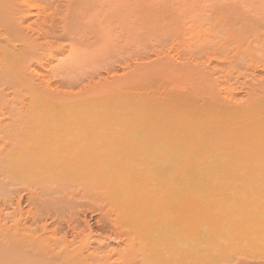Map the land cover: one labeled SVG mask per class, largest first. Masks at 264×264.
Masks as SVG:
<instances>
[{"label":"bare ground","instance_id":"bare-ground-1","mask_svg":"<svg viewBox=\"0 0 264 264\" xmlns=\"http://www.w3.org/2000/svg\"><path fill=\"white\" fill-rule=\"evenodd\" d=\"M33 1V6L37 4V1L39 4L36 6L41 3L47 6L42 7L43 10L36 7L34 12L30 11L28 3ZM96 1L100 6L99 0H0V122L2 119H14L12 122L17 126L19 120H22L19 124H23L24 120V122L29 120L40 122V125L36 122L33 125V129L37 128L38 132L39 130L45 132V134L41 132L42 136L35 134V136L40 135L38 138L31 133L33 129L31 125V127L28 125L31 124L30 122L18 126V128L22 126L21 129L24 130L26 126L27 128L29 126L30 128L26 130L32 134L30 137L36 141L40 140L39 142H42L40 138L46 137V134L49 135L47 136L49 140L53 133L60 136V131L61 137L70 136L68 144L67 138H63L62 142L65 141V144L59 141V146L50 145L49 140V145L44 142V144L33 143L32 140L29 142L35 146L30 147L28 140L31 138L27 131L28 147L24 143L26 141L23 137L26 138V136L22 135L23 133L19 132L23 137L19 136V133L18 135L16 133L17 138L15 137V130L19 131L15 128L16 125L13 127L15 138H12L11 126L5 123L8 127L5 128L1 126L5 125L4 122L0 123V130L3 132L5 129V133L10 130L7 134L15 141L14 143H20L17 147L10 148L9 153L5 154L4 151L6 157L3 161L5 162L7 158L5 166L1 160L3 158L1 154L5 148L2 150L4 145H1L0 162H3V167L12 168L7 164L12 163V154L15 151H22V154H25L23 158L28 157L26 153L28 151H32L34 155L40 154L42 160L43 157L45 159L43 162L39 159L41 162L39 161L38 164L43 163L45 166L44 162H48L49 166L56 170L61 165V168L58 167L60 171L62 166L67 164L72 167V164L80 162L88 163L89 166L93 165L92 158L89 159L87 155L95 154L96 157L97 154L102 155L104 159L100 158V162L95 164L99 168L103 167L105 171L103 173L108 179H99L102 174L100 172H98L100 175L97 174L99 169L95 166L91 168L92 175L94 174L96 178L95 182L98 179L100 182L108 183L109 185L106 184V186L111 187V196L114 199L118 198L117 202L119 199L124 201L125 207L122 209H127V217L133 219L129 221L126 218V221H134L133 224H138V227L143 222L144 225H149L143 234L146 235V243L152 244L151 246L146 244V246L157 250L155 255L157 253L160 257L166 254L165 259L168 256L170 261L167 260V262L170 264L173 262L175 264H208V262L211 264L223 257L238 254L253 257L242 264H264V190H261L264 189V185H261L264 184V20L262 19L264 11L259 14V18H253L249 12L247 13L248 10L229 9L234 4L228 6L226 3L224 9V5L219 2L218 4L222 5L221 9L217 3L215 7L214 3L213 6H209V9L213 8L211 13L208 10L209 15L203 12L206 16L208 15L207 17L205 15L202 17L203 14L199 15L200 18L202 17L198 19L200 24H197L198 20L197 23L196 20H192L195 23L185 25L183 18L187 10H179L180 6L177 4L176 9L177 6L179 9L176 11L175 6L173 8L168 1L157 3L160 0H155V4H151L149 0H134L135 3L133 1L130 3L133 4L132 7L124 11L123 5L124 8H119V10L123 9L122 13H118V16H124L123 19L126 22L125 28L121 27L124 31L119 30L121 34L126 33L127 43H133L131 52L125 50L130 54H126L123 50L128 49L129 46L128 43L125 47L124 39L120 41H124V47L122 46L123 49L120 52L121 54L125 52L127 57L121 55L119 51L120 55H117L116 48V51L110 54L111 56L115 53L113 55L116 57L112 55L111 58L106 48L104 53L107 54L101 53L107 59L102 54L101 57H104V60L101 58V61L99 57H95L98 61L95 58L92 59L96 60L93 62L97 63V66L94 65L95 63L92 64L97 69L91 65L94 68L90 70L91 72L89 68L88 71H80L77 64L89 54L88 50L93 48L91 46H94L92 45L94 40L104 36L111 27V23H114L108 20L113 8L110 13L108 12L109 14L104 11L108 14L107 18L104 13L105 18L99 13L100 19L95 18L99 15L91 16L93 13L90 14L89 6L95 5ZM151 1L154 3L153 0ZM115 2L117 0H114ZM107 5L109 4L105 6ZM116 10L118 8L114 12ZM183 11L184 14H181ZM115 14H111L114 17L113 21H115ZM191 14H195L194 11ZM192 15L189 14L191 19L199 17L196 14V17ZM101 17L104 21L111 23L103 22L104 26L99 22L101 25L98 23L97 26L96 22L100 21ZM91 19L92 22L95 21V24L91 22ZM200 20H204V23L201 24ZM108 24L109 27L106 26ZM112 28L113 26L110 29ZM44 38L47 42L43 41ZM193 39L196 41L192 45L190 41ZM62 40L66 42H60ZM85 49H88L87 52L84 51ZM78 50L81 51V55H84L81 58H78L81 56L77 53ZM65 51H67L65 59L56 58ZM83 52L88 54H82ZM254 55L262 56L259 70L252 67L253 65H250L251 67L245 65ZM246 56H250L249 59ZM238 57L240 58L236 61ZM245 58L248 62L244 61ZM54 59L57 61L53 65L51 61ZM223 60H227L231 65L233 61L234 66L240 61V67L236 66L241 69L243 65L242 69L245 71L234 70L235 66L233 71L231 67L228 73L220 75L222 67L220 65ZM99 65H101L100 68ZM228 68L230 66L223 70ZM61 119H69L74 126L68 122V127L65 128L63 125L62 130L58 129L59 124L56 126L53 122ZM79 119L87 120L86 122L91 125ZM86 126L91 129L87 131ZM80 127L87 133L96 132L98 136L100 134L99 137H105V141L103 139L100 142L102 139L97 138L98 142L96 140L95 143L93 139L89 140L92 138L90 135L93 136L91 133L88 135L89 138L87 137L89 141L81 140L83 143L81 144ZM66 129L70 134H67ZM37 131L35 132L38 133ZM62 131L67 133L63 134ZM56 135L52 139L57 140ZM19 137L23 140V146L27 147H20L22 144L21 141L18 142ZM42 153L44 156L41 155ZM84 153H88L85 158L91 162L87 159L83 160ZM33 154H30L31 157L28 159L32 158ZM39 157L32 158L34 163ZM65 168L62 169L64 173L67 169ZM70 168L67 172H70ZM95 171L96 175H99L98 178ZM10 172L8 175L11 178ZM56 172L60 177V173ZM27 174L26 172L24 176L23 173L22 178ZM42 175L44 176L45 173ZM42 175H39V179ZM51 176L53 177L52 174ZM258 185L262 188L260 189ZM148 195L151 196L153 200L151 202L154 204L147 202L150 201L149 198L147 200ZM162 195L167 196L166 200L162 199ZM142 196L146 198L144 200L148 207L144 204L145 201L140 199ZM140 200L144 201H142L144 205L141 203L138 206ZM16 204L18 206V202ZM144 206L148 209L152 208L150 210L146 208V210ZM0 222L3 223L2 220ZM130 226L132 227V223ZM3 231L5 232L6 229L2 230V234ZM2 236L4 237V234ZM33 236L35 237V234ZM29 241L31 242L32 239ZM24 243H26L25 239ZM23 245L25 247V244ZM0 246L2 248L4 245L0 243ZM4 247L7 248L9 245ZM24 247L22 246V250L16 246L14 250L24 251L26 249ZM5 248L1 250L4 251ZM28 248L30 249L29 246ZM151 249L148 253H152ZM42 251L48 252L47 249H45L46 252L43 249ZM158 251L162 254L158 255ZM27 252L31 254L33 251ZM27 252L25 253L27 258L30 256L35 258L41 250L37 252L38 254L35 253L37 255L33 252L28 256ZM43 252L40 253V258L45 255ZM14 253L16 252L13 250L10 252L13 256L12 259H8L9 262L5 260L7 257L4 258V253L0 260L4 259L7 264H13V261L21 264L25 254L22 256L17 252L22 256L21 259L17 254L13 258ZM6 254L9 255L7 252ZM143 255L149 258L147 252L142 253L141 256ZM155 255L152 253L151 259ZM258 255H261L260 258L263 255V258L254 259V256L258 258ZM39 257L32 261L38 260ZM49 257H47L48 261L44 259V264L54 262L51 259L49 261ZM29 260L31 261L30 258L26 261L31 264ZM240 260H238L239 263ZM35 262L41 263L39 260ZM1 263L4 264L3 261Z\"/></svg>","mask_w":264,"mask_h":264},{"label":"rangeland","instance_id":"rangeland-1","mask_svg":"<svg viewBox=\"0 0 264 264\" xmlns=\"http://www.w3.org/2000/svg\"><path fill=\"white\" fill-rule=\"evenodd\" d=\"M100 2V6L99 5H97L98 3H97V1L95 2V5L93 4H91V6H93V7H91V6H89V9L91 10V11H93V12H91V11H89L90 12V14L91 13H93V14H91V16L92 15H103L102 17L103 18H107L108 17V14L110 13V10L113 8V10H111V13H110V15H109V18H108V20L110 19L111 20V22H114V23H111L110 21H108V22H106V21H104V19L101 17V20H102V22H101V20L99 21V20H97V22H96V24H97V26H98V23L100 22L101 24H103V22L105 23H111V27L113 26V28H115L114 30H113V28L112 29H110L109 28V30H108V28L106 29V31H107V33L105 32V37L104 36H102L103 37V39H102V37L99 39L98 38V40L97 39H95L94 41L95 42H93L92 43V45H94V46H91V47H93V48H91V50L89 51L88 49V52H89V54L87 55L86 54V52H87V50L85 49L84 51H86L85 53L83 52L82 54H86L87 56H84V55H81V51H79L78 50V52L77 53H79L81 56L80 57H78V58H81L82 56H84V60L82 61V62H80L79 64H77L78 66L77 67H80V69L78 68V70H87L88 68V70L90 71L91 69H94V68H92V66L91 65H93L92 63H95V62H93V61H98V59H96V58H100V60H101V58L103 59L104 57H101V52H103L104 53V51H105V49L107 48V50H109V52H107V53H109V55L108 56H110V54L112 53V52H115L116 51V48H117V55H120L121 54V52H122V46L124 47V45L125 44H128L126 41H127V39H125V32L123 33L122 32V34H121V32H120V30H122L121 29V27L123 28L124 27V25H125V21H124V16H118V13L119 14H121L122 12H121V10L123 11V9H120L119 10V8H124L125 7V9H124V11L126 10V8H128V7H132L133 6V4H130L132 1L135 3V1L134 0H117V2H115L114 3V0H99ZM104 1V2H103ZM116 1V0H115ZM120 1L122 2V3H120ZM144 1V0H143ZM154 1V3H152V1L151 0H149L148 2H150L151 4H155V2L157 1H155V0H153ZM165 1H168V3H170L169 5H173V8H174V6H175V10L177 11L178 9H179V6H180V9L179 10H187V12L185 11V15H183V16H185L184 18H183V23L185 24V25H188V24H190V23H197V20L198 19H201L202 17H204V13L203 12H207L208 13V15L211 13L210 11L213 9L212 7L209 9V6H213V4L215 5V7L217 6V4L219 3V4H222V5H224L225 3H226V5H228V6H232L233 4L235 5H233L232 7H229V9L230 8H233L234 10L235 9H238V11H241V10H244V11H247V13L249 12L250 14V16L251 17H253V18H259V14L262 12V11H264V0H160V1H157V3L158 2H165ZM170 1V2H169ZM39 2H41V1H39ZM112 2H113V5H112ZM126 2V3H125ZM147 2V1H146ZM147 2V3H148ZM178 2V3H177ZM229 2H230V5H229ZM37 4H39L38 3V1L36 2ZM173 3V4H172ZM180 3L182 4V5H180ZM217 3V4H216ZM228 3V4H227ZM232 3V4H231ZM29 4V9H30V11H33L34 12V10H36L37 8H41L42 10H43V8L42 7H45L46 8V6L47 5H43L42 3L40 4V5H38V6H36V5H34L35 6V8H34V6H33V4H34V1H33V3L32 2H30V3H28ZM44 4H46V3H44ZM102 4H104L103 5V8L101 7L102 6ZM106 4H109V5H107V6H105ZM110 4H111V6H110ZM121 4V5H120ZM125 4H127L126 6H125ZM176 4L177 5H179V6H177L178 8L176 9ZM218 4V5H219ZM31 5H32V7H31ZM115 5V6H114ZM119 5V6H118ZM123 5H124V7H123ZM186 5H187V7H186ZM222 5H219V8L221 9V6ZM95 6V7H94ZM108 6H110L109 8H108ZM118 6V7H117ZM122 6V7H121ZM185 6V7H184ZM37 7V8H36ZM98 7V8H97ZM100 8V9H99ZM108 8V9H107ZM116 8H118V10H116L115 12H114V10L116 9ZM41 9H39V10H41ZM88 9V10H89ZM93 9V10H92ZM99 9V10H98ZM188 9H190L189 10V14H190V16L192 15L191 13H193V11H194V13L197 15V16H199V15H201V14H203V16L200 18V16L198 17V18H192L191 19V17H189V14H188ZM191 9H193V10H191ZM224 9H225V5H224ZM226 9H228L227 7H226ZM38 10V11H39ZM41 10V11H42ZM103 10V11H102ZM181 10V11H182ZM208 10H209V12H208ZM222 10H223V8H222ZM37 11V12H38ZM101 11V12H100ZM104 11H106L108 14H106V13H104ZM190 11H192V12H190ZM36 12V11H35ZM88 12V11H87ZM112 12H114V13H116L114 16H115V21H113L114 19V17H112L111 16V14L113 15L114 13H112ZM121 12V13H120ZM95 13V14H94ZM99 13V14H98ZM106 14L107 16H105L104 17V14ZM124 13V12H123ZM89 14V13H88ZM181 14H184V11H183V13H181ZM188 14V15H187ZM195 14H193V15H195ZM100 15H99V17H95V18H99L100 19ZM193 15H192V17H193ZM196 15L194 16V17H196ZM207 15V16H208ZM118 16V17H117ZM182 16V17H183ZM206 16V15H205ZM206 16V17H207ZM121 17V18H120ZM205 17V18H206ZM263 18V20H264V12H263V16H262ZM91 18V17H90ZM93 18V17H92ZM118 19V22H117V19ZM123 21V23H122V21L120 20V19ZM94 19V18H93ZM129 19H132V17H129ZM204 19V18H203ZM90 20V19H89ZM95 21H96V19H94ZM107 20V19H106ZM192 20H196L195 22L194 21H192ZM93 20L91 19V22H92ZM95 21L94 22H92L93 24H95ZM121 21V22H120ZM127 21V20H126ZM200 21H202V20H200ZM204 21V20H203ZM201 22V24H203L204 22ZM115 22H117L116 23V27H115ZM205 22H206V19H205ZM99 23V24H100ZM105 23V24H106ZM120 23H121V26H120ZM100 24V25H101ZM118 24V25H117ZM197 24H200V22H199V20H198V23ZM206 24V23H205ZM104 25V24H103ZM102 25V26H103ZM123 25V26H122ZM29 26V25H28ZM105 26V25H104ZM106 26H108L109 27V24L108 25H106ZM119 28H118V27ZM125 28V27H124ZM28 29H30V27L28 28ZM120 29V30H119ZM110 30L112 31L113 30V32H111V33H109L110 32ZM122 31H124V30H122ZM6 33H7V31H6ZM119 33V34H118ZM8 34V33H7ZM107 34H110V35H107ZM107 35V36H106ZM119 35V36H118ZM121 36V38H119ZM108 37V38H107ZM106 39V40H105ZM117 39H118V41H117ZM120 39V40H119ZM125 39V42H124V45H123V42H120V41H122V40H124ZM194 40V41H193ZM193 40H191L190 41V43L193 45L194 44V42L196 41L195 39H193ZM43 41H45V42H47V40L44 38V40ZM42 41V42H43ZM199 40H197V42H198ZM60 42H66V41H64V40H62V41H60ZM107 45H105V44ZM120 43H122V44H120ZM114 44V45H113ZM118 46H117V45ZM133 43H129V46L127 47V45H125V47H127L128 49H123L124 51L125 50H129L130 52H131V47H133V45H132ZM191 44H189V45H191ZM103 45H105V46H103ZM113 45V46H112ZM116 45V46H115ZM121 45V46H120ZM132 45V46H131ZM112 46V47H111ZM119 46H120V48H119ZM103 47H105L104 48V50H103ZM113 48V49H112ZM130 48V49H129ZM80 49V48H79ZM82 50V49H81ZM102 50V51H101ZM110 50H111V52H110ZM115 50V51H114ZM120 50H121V52H120ZM83 51V50H82ZM118 51L120 52V54L118 53ZM106 52V51H105ZM126 52V54L128 53V54H130L128 51H125ZM125 52L123 53V54H121V55H123V56H125L126 54H125ZM187 53L189 52V51H186ZM185 52V53H186ZM106 53V54H107ZM78 54V55H79ZM105 54V53H104ZM105 54V55H106ZM113 54H115V53H113ZM112 54V55H113ZM67 55V51H65L62 55L60 54V55H58L56 58L57 59H65V56ZM103 55V54H102ZM105 55H103V56H105ZM111 55V56H112ZM257 55V54H256ZM256 55H254V56H252V57H255ZM263 55V54H262ZM110 56V57H111ZM113 56H115V55H113ZM112 56V57H113ZM122 56V57H123ZM128 56V55H127ZM127 56H125V57H127ZM241 56V55H240ZM245 55L243 54V57H244ZM251 56V55H250ZM249 56V57H250ZM264 56V55H263ZM96 57V58H95ZM111 57V58H112ZM116 57V56H115ZM121 57V58H122ZM125 57H123V58H125ZM242 57V56H241ZM248 56H246V58H247ZM249 57H248V59H249ZM251 57V59H246V60H244L245 62L248 60L249 61V63H245V65H247V66H252V67H254V68H257L256 70H259V68H260V58H262V56L260 57V55H258V57H255V58H252ZM96 59V60H92V59ZM239 58L240 57H238V59H236V61L237 60H239ZM83 59V58H82ZM105 59H107V57L105 56ZM104 60V59H103ZM242 60V59H241ZM251 60V61H250ZM263 60H264V58H263ZM56 59H54V60H52L51 61V63L54 65L55 63H56ZM102 61V60H101ZM100 61V62H101ZM223 61H224V63H223ZM222 61V63H221V65L220 66H222L223 68H227V67H229L230 66V68H228V69H226V70H223V68L221 67L220 68V72H219V74L220 75H224V73L226 74V73H228L230 70H231V67H232V70L231 71H233V67H235L234 65H233V61H232V65L231 64H229L230 62H228L227 60H223ZM247 61V62H248ZM101 63H103V62H101ZM243 63V62H242ZM224 64V65H223ZM260 64V65H259ZM94 65H96L97 66V63H95ZM93 65V67H95L96 68V66H94ZM226 65V66H225ZM228 65V66H227ZM238 65H239V67H240V61L238 62ZM237 65V66H238ZM258 65V66H257ZM90 66H91V68H90ZM100 66L101 65H99L98 67L100 68ZM225 66V67H224ZM237 66H236V68L234 69V70H238L239 68H237ZM250 66V67H251ZM257 66V67H256ZM243 68V65H242V67H241V69ZM244 68H245V66H244ZM97 69V68H96ZM95 69V70H96ZM230 69V70H229ZM241 69H239V70H241ZM87 70V71H88ZM224 72H223V71ZM228 70V71H227ZM243 70L245 71V69H242V72H243ZM92 71H94V70H92ZM91 72V71H90ZM235 73L237 72V71H234ZM4 119H2L1 121L2 122H0V123H2L3 124V122H4V124L6 123V124H8L7 126H11L10 127V129H11V131H12V133L10 134V135H12L11 137L12 138H15L16 137V133H17V135H18V133L19 132H21V133H23L22 135H24V136H26V138H27V136L29 135V138H31L30 137V135H34L35 136V134H40L41 135V132H40V130H39V132L37 131L38 129L36 128V130L35 129H33V125L34 124H36V123H38L37 121H28L27 119V121L28 122H30L31 124H28V122H24L23 121V124H28L29 126L31 125L32 126V129L33 130H31V131H33V132H29L28 130H26V129H28V128H30L29 126H28V128H27V126L25 127L26 129L24 130V129H21L22 128V126H23V124H21L22 122V120H19V119H15L16 121L17 120H19L18 121V123L15 121V123H17L18 124V126L21 124L22 126L21 127H19L18 128V126L17 127H15L16 129H19V131L18 130H15V134L13 133V131H14V129H13V127L15 126L14 125V119H5L4 121H3ZM65 120H67V121H65ZM78 120V119H77ZM80 121H82L81 119H79ZM6 121V122H5ZM13 121V122H12ZM56 122H53L54 124H56V126L57 127H60V128H58V129H61V128H63V125H64V127L66 128V127H68L69 125H68V122L70 121L69 119H61V120H55ZM72 121V120H71ZM75 121V120H74ZM85 123H87L85 120H83ZM19 122H21L20 124H19ZM84 122H81V124H84ZM10 123V124H9ZM12 123V124H11ZM52 123V124H53ZM73 123V122H72ZM72 123H70L69 122V124L71 125ZM80 123V122H79ZM6 124L5 125H1V126H4L5 128H8L7 126H6ZM39 125L41 124L40 122L38 123ZM67 124V125H66ZM88 124V123H87ZM13 125V126H12ZM24 125V126H25ZM73 125V124H72ZM86 125V124H85ZM89 125V124H88ZM91 125V124H90ZM89 125V126H90ZM62 126V127H61ZM74 126V125H73ZM75 126H77V123H75ZM79 126H80V124H79ZM78 126V127H79ZM72 126H70V128H71ZM87 127V126H86ZM85 127V129H87V131H88V127L86 128ZM3 128V127H2ZM83 128H84V126H83ZM81 129V127L79 128L80 129V133H82V135H84V136H82L80 133H79V136H80V142H81V144H83L82 143V141H84L85 140V142L86 141H89V140H91V139H93V141L96 143V140H97V142H98V139H102L100 142H102L103 141V139H104V141H105V137H103L102 138V136H101V138L99 137L100 136V134H99V136H98V134H97V136H96V134L94 133V132H91V133H93V136H95V137H93L92 135H90L91 133H87V131L85 130V129ZM4 129V128H3ZM23 130V131H21V130ZM91 129V128H90ZM89 129V130H90ZM30 130V129H29ZM62 130V129H61ZM65 130V129H64ZM6 132V130L4 129L3 130V132ZM10 131V130H9ZM9 131L7 130V133H9ZM27 131L29 132L28 133V135L26 134L27 133ZM35 131H37L38 133H36ZM66 131L68 132V130L66 129ZM63 132V134H65V133H67V132ZM70 132H71V130H69ZM77 131V132H78ZM2 131L0 130V137L2 136V138L0 139V141L3 139L4 141H1V143H0V147H2L3 145H4V147L2 148V150L5 148V150H3L0 154L1 155H3V158L1 159V155H0V159L3 161V159H4V157H6V153H9V151L11 150L10 148H12V147H17V145L18 144H20V143H18V144H16V143H14L15 141L7 134V133H1ZM52 132H55V131H52ZM58 132H59V130H58ZM77 132H75V133H77ZM25 133V134H24ZM45 134V132H42V134ZM3 134H4V136H3ZM6 134H7V136H6ZM13 134L15 135V137H13ZM49 134V133H48ZM50 134H51V136H52V133L50 132ZM54 135L53 136H55L56 134L55 133H53ZM67 134H70L69 132L67 133ZM104 134V133H103ZM20 133H19V136H22ZM40 135H38V136H40ZM88 135H90V137H92V138H89L88 137ZM102 135V134H101ZM38 136L36 135L35 136V138L37 137L38 138ZM42 136V135H41ZM47 136H49V135H47L46 134V137H41L40 139H41V141L42 142H39V141H36V139H32L31 138V140H28V138L26 139L25 137H23V140L25 139V141L26 140H28V142L29 141H32L33 140V143H35V142H39V143H47V145H49V143H50V145H53V146H59L58 144L60 143V142H62L64 139L63 138H67V136L65 137V135H64V137H61V131H60V136H58V135H56L57 137V140H54V138L52 139V137H50V140H49V137H48V139H47ZM82 136V137H81ZM104 136V135H103ZM33 137V136H32ZM62 139H61V138ZM75 137H76V135H75ZM89 138V140H88V138ZM11 138V139H10ZM17 138V137H16ZM34 138V137H33ZM45 138H46V140H45ZM55 138V139H56ZM58 138H60V140L58 139ZM72 138V137H71ZM82 138V139H81ZM85 138V139H84ZM98 138V139H97ZM70 136H68V138L66 139V143L68 144V143H70ZM73 139V138H72ZM71 139V140H72ZM76 138H74V140H75ZM22 138H20L19 137V141L16 139V142L18 141V142H20L21 141V144H22ZM38 140V139H37ZM50 142H49V141ZM52 140H53V142H52ZM82 140V141H81ZM139 140V139H138ZM55 141H56V143H55ZM60 141V142H59ZM73 141V140H72ZM71 141V142H72ZM27 142V141H26ZM26 142H24L25 144H27V146H28V142L26 143ZM49 142V143H48ZM59 142V143H58ZM30 144V142H29V144H30V147L31 146H33L34 144ZM43 143V144H44ZM73 143V142H72ZM3 144V145H2ZM61 144H65V141H64V143L62 142ZM60 144V145H61ZM2 145V146H1ZM25 147H27L26 145H24ZM24 146H23V144L20 146V147H23L24 148ZM35 146V145H34ZM61 146H63V145H61ZM8 147V148H7ZM29 147V146H28ZM6 149H7V151H6ZM15 150V149H14ZM4 151H5V154H4ZM13 151V150H12ZM11 151V152H12ZM26 153H28L27 155H28V157L27 158H23V156L25 155V154H22V151H15L12 155V157H13V159H12V163L11 164H7L8 166H10V167H12V168H9V167H6L7 169H5L4 167H3V165L5 166V162H6V160H7V158H6V160H5V162H4V164H3V162H0L1 164L0 165H2V166H0V221L2 220V222L3 223H1L0 222V227L2 226V228H0V233L2 234V230H4V229H6V231H8V232H4L3 231V234H4V237L0 234V238H2L3 237V240H1L0 241V243L1 244H3L4 246H8L9 245V247H7V248H5L4 246V248H5V250L4 251H6L9 255H7L6 254V252H4V251H2L1 249H4L3 247L1 248V246H0V250H1V254H0V257L3 255V253H4V258H5V256L7 257V258H5V260L6 261H8L9 262V260L8 259H12V256H13V254L11 255L10 254V252L13 250L14 252H16V253H14V257L13 258H15L16 256V254H17V252H18V254H22V256L27 252V251H29V252H34V254L35 253H39V251L41 250V252H43L42 251V249L45 251V249H47V251L48 252H46V253H44L45 255H43V253H42V255H43V258H42V256H41V258L43 259V261H41L42 259L39 257V255H40V253L38 254V256H36L35 258L37 259V257H39L38 258V260L42 263V264H44V261L46 260V261H48V256H50L49 257V261H50V259L51 260H54V262L53 261H51V262H48V264L49 263H51V264H82V262H83V264H98V263H100L101 261L104 263V264H132V263H134V264H164V262H167V260H168V256L166 257V259H165V256H166V254H165V256H164V254H160V251H158L159 253H158V255H161L160 257L159 256H157V253H156V255H155V251H157V250H154L155 248H152L153 249V251H152V249L151 248H149V247H147L148 245L149 246H151L152 244H150V242H148V244L146 243L147 241L145 240L146 239V235H144L143 234V232L145 231V228H148L149 227V225H147V224H145L144 225V222L142 223V225H139V227H138V224H136V223H134L133 224V222H129L130 221V219H129V217H127L128 216V210L127 209H122L123 207H125L124 205V201L122 202V200L121 199H119V201L117 202V199L115 198H113L112 196H111V187H109V186H106V184H108V183H105L104 181L103 182H100V180H96V182H95V179L96 178H94L95 176H94V174L92 175V171L91 170H93V169H91V168H94L95 166H96V162H100V158L101 159H104L103 157H102V155H100V156H98V154H97V157L95 156V154H93V156H91L92 154H89V155H87V154H85L84 153V155H83V160H85V159H87V158H85L86 157V155H87V157H89V159L90 158H92L91 160H92V162L94 163L93 165H90L89 166V164L87 163V164H84L83 162V164H81V162L80 163H77V164H72L73 165V167L72 166H70V164L66 167V166H62V169H63V167L66 169V171H65V173L62 171V169H61V171L59 170V168L58 167H60V166H55V167H57V170H56V168L55 169H52L51 168V166H49V163L47 162H44L46 165H47V167H45L44 166V164L43 163H40V164H38L39 163V159H41V161L43 162L44 161V157H43V160H42V157L40 156V154L39 155H37V154H33V152L32 151H28V152H26ZM35 153H38V152H35ZM30 154H33L32 156V158H36V157H39L38 158V161H37V159H35V161H36V163H34V160L32 159V158H30V159H28L29 157H31V155ZM41 155H43V153L41 154ZM22 156V157H21ZM44 156V155H43ZM80 156H82V155H80ZM91 156V157H90ZM95 158H97V159H95ZM22 159H23V161H22ZM24 159H26V160H28V162H26V160L24 161ZM47 159V158H46ZM89 159H87V160H89ZM86 160V161H87ZM91 160H89L90 162H91ZM21 161V162H20ZM30 161V162H29ZM40 161V162H41ZM88 161V162H89ZM8 162V161H7ZM15 162V163H14ZM28 163V164H32V165H24V164H26V163ZM85 162V161H84ZM24 163V164H23ZM33 163H34V165H33ZM86 163V162H85ZM43 164V165H42ZM80 164H81V166H80ZM6 165V166H7ZM14 165H16V166H14ZM21 165V166H20ZM24 165V166H23ZM63 165V164H62ZM65 165V164H64ZM83 165V166H82ZM86 165V166H85ZM26 166H28V167H26ZM32 166H34L36 169H34V167H32ZM40 166V167H39ZM72 167V168H70V167ZM28 170H26L25 168ZM31 167V168H30ZM49 167V168H48ZM77 167V168H76ZM86 167V168H85ZM88 167V168H87ZM3 168H4V171H3ZM38 168H43L42 169V173L44 174L45 173V175L44 176H46V175H48V177L46 178V177H44L43 175H42V173L40 172V170L38 169ZM46 168V169H45ZM50 168L53 170H50ZM54 168V167H53ZM61 168V167H60ZM68 168H70V172L68 171L67 172V170H68ZM74 168L76 169L75 171H74ZM82 168L84 169V170H82ZM95 168H98V169H95L96 171H97V174H99L98 172H100V174H102V178H100V176H99V179H101V180H105V178H107V176L105 177V173H103V171H104V169H103V167H101L100 166V168H99V166L97 165ZM20 169V170H19ZM33 169V170H32ZM46 171H45V170ZM64 169V170H65ZM79 169V170H78ZM2 170V171H1ZM7 172H6V171ZM16 170V171H15ZM23 170V171H22ZM30 170H32V171H30ZM45 172H44V171ZM55 170V171H54ZM71 170H73V171H71ZM11 171V172H10ZM24 173V176H25V173L27 172L28 174L26 175V177H23L22 178V172ZM37 171H39V172H37ZM56 171H58L60 174V177L58 176V173L56 172ZM96 171L94 172L95 173V175H96ZM8 172H10V175H11V178H10V176L8 175ZM21 172V173H20ZM30 172H31V175H30ZM35 172H37V173H35ZM51 172V173H50ZM53 172H54V174H53ZM63 172V173H62ZM105 172V171H104ZM17 173V174H16ZM33 173H35V175H33ZM38 173H40L39 175H42L41 176V178L39 179V175L38 176H36ZM47 173V174H46ZM50 173V174H49ZM56 173H57V175H56ZM13 174V175H12ZM20 174V175H19ZM51 174L53 175V177L51 176ZM65 174V175H64ZM55 175H56V178H57V176H58V179H54V177H55ZM50 176L52 177L51 179H50ZM93 176V177H92ZM97 176V175H96ZM98 176H97V178H98ZM35 177H37L36 178V180H35ZM91 177H92V179H91ZM14 178V179H13ZM26 178H27V180H26ZM42 178H45V179H42ZM93 178H94V180H93ZM22 179H23V182H22ZM38 179V180H37ZM108 179V178H107ZM20 180V181H19ZM54 180H56V181H54ZM59 180V181H58ZM92 180V181H91ZM16 182V183H15ZM22 183L21 185L19 184V183ZM106 182H107V180H106ZM109 182V181H108ZM6 184V185H5ZM18 185H20V186H18ZM109 185V184H108ZM262 186L264 185V184H261ZM8 188H7V187ZM57 187V191H56V187ZM257 186V185H256ZM259 186V185H258ZM262 186H261V188H262ZM264 187V186H263ZM20 188V189H19ZM255 188H257L258 189V187H255ZM259 188H260V186H259ZM260 188V189H261ZM54 189H55V191H54ZM259 189V190H260ZM9 190V191H8ZM44 190V191H43ZM261 190H264V189H261ZM11 191V192H10ZM41 191H43V192H41ZM263 193H264V191H263ZM10 194V195H9ZM42 194V195H41ZM19 195V196H18ZM32 196V197H31ZM35 196V197H34ZM151 196H154V195H152L151 194ZM151 196H149L148 195V197H147V200H148V198L150 199V201H147V202H151V201H153V200H151L152 198H150ZM17 197V198H16ZM18 197H20V198H18ZM28 197V198H27ZM39 197H40V199H39ZM162 197V199L163 200H166V198H167V196L166 195H162L161 196ZM30 198V199H29ZM18 199V200H17ZM140 199H146V198H143V196L142 197H140ZM9 200V201H8ZM143 200H140L141 202H139V205L138 204H136V205H138V206H140V204L142 203L143 204V202L145 201H143ZM11 201V202H10ZM121 201V202H120ZM143 201V202H142ZM16 202H18V206H17V204H16ZM15 203V204H14ZM151 203H153V202H151ZM20 204V205H19ZM144 204L146 205V201L144 202ZM143 204V205H144ZM148 205H150V203H147ZM154 204V203H153ZM153 204H151V206L153 205ZM123 205V206H122ZM142 206V205H141ZM147 206V205H146ZM150 206V207H151ZM18 209H17V208ZM145 207V206H144ZM144 207H141L142 209L144 208ZM148 207V206H147ZM147 207H145V209L147 208ZM153 207V206H152ZM151 207V208H152ZM16 208V209H15ZM136 208H139V207H136ZM151 208H147L148 210H150ZM22 209V210H21ZM146 209V210H147ZM17 210V211H16ZM126 210V211H125ZM14 211V212H13ZM24 211V212H23ZM20 213V215L18 214V213ZM124 212H125V215H124ZM5 213H6V215H5ZM8 217V218H7ZM20 217V218H19ZM4 218V219H3ZM16 218V219H15ZM126 218H127V220H129V221H126ZM6 219V220H5ZM4 220V221H3ZM125 220V221H124ZM131 220H133V219H131ZM87 221V222H86ZM5 222V223H4ZM126 222V223H125ZM132 223V227L130 226V224ZM10 224V225H9ZM88 224V225H87ZM140 224H141V222H140ZM4 225H6V226H4ZM152 225V224H151ZM9 228H8V227ZM131 227V229L133 230H131L130 229V227ZM4 227V228H3ZM7 227V228H6ZM137 229H136V228ZM46 228V229H45ZM139 228V229H138ZM46 230V231H45ZM135 230V231H134ZM138 230V231H137ZM14 231V232H13ZM136 231H137V234H136ZM11 232V233H10ZM31 235H30V234ZM13 234H14V236H13ZM33 234H35V237L33 236ZM5 235H7V236H5ZM8 235H9V237H8ZM13 238H12V237ZM23 236V237H22ZM43 236V237H42ZM138 236V237H137ZM6 237H7V240H5L6 239ZM5 238V239H4ZM9 238H10V240H9ZM19 238L21 239V240H19ZM34 238V239H33ZM24 239H25V242L26 243H24ZM32 239V241L30 242L29 240H31ZM148 239V238H147ZM12 240V241H11ZM18 240H19V242H18ZM27 240V241H26ZM44 240V241H43ZM2 241H4V243L2 242ZM149 241V240H148ZM6 242V243H5ZM16 242V243H15ZM32 242H34V243H32ZM48 242V243H47ZM12 243V244H11ZM33 245V247H32V245ZM44 243V244H43ZM8 244V245H7ZM16 244V245H15ZM23 244H25V247H24V245ZM46 244V245H45ZM146 244H147V246H146ZM11 245V246H10ZM162 245H164V244H162ZM161 245V248H163V246ZM16 246H17V248L18 249H22L23 250V248H22V246L24 247V251H20L19 252V250H14V247L16 248ZM28 246L30 247V249L28 248ZM47 246V247H46ZM50 246V247H49ZM57 246V247H56ZM157 246V245H156ZM10 247H12L11 249H10ZM20 247V248H19ZM145 247H146V249H145ZM152 247H154V246H152ZM31 248H32V250H31ZM148 248H149V250H148ZM29 249V250H28ZM142 249V250H141ZM150 249H151V252L155 255V256H153V259H151L152 257H150V256H152V253H148V251L150 252ZM140 250H141V252H140ZM144 250H146V252H147V254H148V256H149V258H147L146 256L147 255H143V256H141L142 255V253H144V254H146V252H144ZM51 251V252H50ZM135 251V252H134ZM23 252H24V254H23ZM32 252V253H33ZM50 252V253H49ZM134 252V253H133ZM13 253V252H12ZM31 253V254H32ZM48 253V254H47ZM61 253V254H60ZM133 254V256H132V254ZM138 253H139V255H138ZM17 254V255H18ZM27 254H28V256H29V254L30 253H28L27 252ZM30 254V255H31ZM37 254H35V255H37ZM56 254V255H55ZM129 254V255H128ZM131 254V255H130ZM52 255H53V257H52ZM128 255V256H127ZM237 255V256H236ZM234 254V255H230V256H228V257H223L222 259H219V260H217V261H213V262H211V264L213 263V264H217L218 263V261H220L219 263L220 264H242V262H248L247 260H251V259H253V257H251V258H249V257H246V256H243V255H238V254ZM2 256V257H3ZM18 256H20V255H18ZM17 256V257H18ZM22 256H20V258L22 257ZM44 256H46V257H44ZM132 256V257H131ZM259 257L258 258H256L255 256H254V259H256V260H260V259H262L263 258V255H262V258H260V256L261 255H258ZM33 257V256H32ZM31 256L29 257L30 259H31V261L29 260V262L32 264V260H34L35 258L33 257L32 258ZM52 257V258H51ZM146 257V258H145ZM155 257V258H154ZM157 257V258H156ZM163 259H162V258ZM243 257H245V258H243ZM20 258L18 259V258H16L17 260H20ZM22 258H27V255L25 254V256L24 257H22ZM21 258V259H22ZM29 258H27L26 260L28 261V259ZM46 258V259H45ZM143 258V259H142ZM244 260H242V259ZM1 259V258H0ZM23 260V261H21V264L23 263H25V264H28V262L26 261V260ZM45 259V260H44ZM156 259H159V260H156ZM165 260V261H162V260ZM224 259V260H223ZM241 259V260H240ZM5 260L3 259V260H0V264H3V263H1V261H3L4 262V264L6 263L5 262ZM38 260H35V261H38ZM153 260V261H152ZM238 260H240V263L238 262ZM12 261V260H11ZM16 261V260H15ZM33 262V264H38L39 262ZM80 261H81V263H80ZM100 261V262H99ZM168 261H170V260H168ZM92 262H94V263H92ZM102 262L100 263V264H102ZM153 262V263H152ZM237 262V263H236ZM245 262V263H246ZM250 262V261H249ZM17 263V262H16ZM16 263H14V261H13V264H16ZM18 263H20V262H18ZM41 263H39V264H41ZM46 264H47V262H45ZM172 263V262H171ZM218 263V264H219ZM244 263V264H245ZM7 264V263H6ZM12 264V263H11ZM165 264H170V263H165ZM173 264H175L174 262H173ZM208 264H210L209 262H208Z\"/></svg>","mask_w":264,"mask_h":264}]
</instances>
